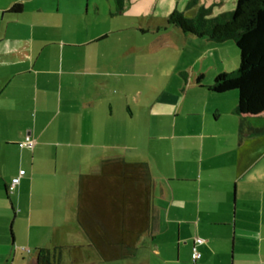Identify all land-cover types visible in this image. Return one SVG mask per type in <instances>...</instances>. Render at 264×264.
<instances>
[{
	"label": "crops",
	"instance_id": "1",
	"mask_svg": "<svg viewBox=\"0 0 264 264\" xmlns=\"http://www.w3.org/2000/svg\"><path fill=\"white\" fill-rule=\"evenodd\" d=\"M20 1L0 0V264H193V246L196 264H264V114L212 92L220 71L175 91L139 80L134 47L105 48L98 0H28V21ZM165 20L149 53L179 37L189 65L201 38Z\"/></svg>",
	"mask_w": 264,
	"mask_h": 264
},
{
	"label": "rangeland",
	"instance_id": "2",
	"mask_svg": "<svg viewBox=\"0 0 264 264\" xmlns=\"http://www.w3.org/2000/svg\"><path fill=\"white\" fill-rule=\"evenodd\" d=\"M37 2L45 3L47 7L52 6L53 0H36ZM35 1V2H36ZM64 2L65 0H59ZM86 1V0H73ZM96 0H89V3ZM101 2V11L105 17V23L99 24L98 28L104 30L109 34V40L104 45L105 48L120 47L121 50H125L126 47H134L137 51L136 55L130 56L126 60V65H130L134 68L139 80L146 83L148 86H154V90L160 92L161 87L169 85V90L175 91L177 89L176 82L192 83L194 81L193 70H201L204 73L205 80L220 71L219 74H226L234 72L238 67V50L235 45L227 44L223 49V55L221 64L217 67L212 66L209 60L215 58L211 52L206 53L209 46L217 45L208 41L205 38L190 37L189 42L186 45L188 50H191L196 57L190 61L189 65L183 54V45L180 38L168 39L159 37V42L153 46L155 52L149 53L150 42L154 34L148 29L150 27L151 18H167L173 12H179L186 18H193L200 13L206 19L215 18L230 12L235 7V0H98ZM121 1V11L118 10L117 3ZM22 5H26L25 13L21 15V21H28L32 18L31 12H29V5L26 4L28 0H21ZM47 2H51L48 4ZM33 5V4H32ZM91 5V4H90ZM84 6V5H83ZM32 7V6H31ZM111 8V13H109ZM31 11V10H30ZM117 12V13H115ZM115 14V15H113ZM49 15V14H47ZM113 15V17H112ZM46 16V14L44 15ZM143 17L148 19V25L146 20H141ZM165 25V21L161 23ZM162 28V27H161ZM160 28V31H161ZM156 37V38H157ZM155 39V38H154ZM167 41L172 42L169 47H160L162 43ZM225 44V43H223ZM173 45V46H172ZM175 46V48H173ZM177 50V51H176ZM179 50V51H178ZM181 55V58H180ZM200 56V59L198 57ZM195 64V65H193ZM136 67V69H135ZM216 67V69L214 68ZM182 69L186 74L184 76L179 75L178 69ZM183 73V72H182ZM185 77V79H184ZM211 78V77H210ZM191 80V81H190ZM205 83V81H202ZM178 90V89H177ZM236 91V90H235ZM161 206V203L155 199V206ZM32 254V253H31ZM28 255L32 256V255Z\"/></svg>",
	"mask_w": 264,
	"mask_h": 264
},
{
	"label": "trees",
	"instance_id": "3",
	"mask_svg": "<svg viewBox=\"0 0 264 264\" xmlns=\"http://www.w3.org/2000/svg\"><path fill=\"white\" fill-rule=\"evenodd\" d=\"M9 12L18 14L20 5ZM165 21L183 33L215 43L232 42L238 50V67L234 72L218 74L209 89L216 94L236 90L235 113L241 117L264 114V0H235L231 12L215 18L206 19L198 13L185 19L183 14L173 12ZM131 166L147 171L145 164ZM36 264H50L49 254L40 250Z\"/></svg>",
	"mask_w": 264,
	"mask_h": 264
},
{
	"label": "built area",
	"instance_id": "4",
	"mask_svg": "<svg viewBox=\"0 0 264 264\" xmlns=\"http://www.w3.org/2000/svg\"><path fill=\"white\" fill-rule=\"evenodd\" d=\"M18 146H19V148L24 147V146L31 147L32 146V141H30V139L28 137H26L25 141L23 143H20ZM19 178H20V175L18 177H15V178H13L11 180L9 186L7 187L8 192L11 193L15 189V187L19 183ZM194 243L195 244H201V243H203V240L199 239V238H196L194 240ZM199 257H200V254L196 250L195 246H193L192 247L191 260L190 261H192L193 264H196V261L199 259Z\"/></svg>",
	"mask_w": 264,
	"mask_h": 264
}]
</instances>
